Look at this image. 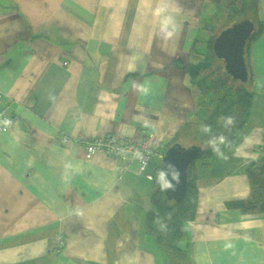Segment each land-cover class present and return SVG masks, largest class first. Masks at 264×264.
Segmentation results:
<instances>
[{
    "label": "crops",
    "instance_id": "0c3cea01",
    "mask_svg": "<svg viewBox=\"0 0 264 264\" xmlns=\"http://www.w3.org/2000/svg\"><path fill=\"white\" fill-rule=\"evenodd\" d=\"M221 1L0 0V91L12 119L0 133V264H165L146 230L160 161L88 157L83 140L151 135L164 150L203 119L188 63L212 55L203 43L218 34ZM256 15L249 122L208 165L196 162L191 264H264V213L227 205L248 197L246 170L264 160V0Z\"/></svg>",
    "mask_w": 264,
    "mask_h": 264
},
{
    "label": "trees",
    "instance_id": "16d2710c",
    "mask_svg": "<svg viewBox=\"0 0 264 264\" xmlns=\"http://www.w3.org/2000/svg\"><path fill=\"white\" fill-rule=\"evenodd\" d=\"M254 1L255 31L247 41L245 48L248 71V78L245 82L228 73L225 63L222 60L217 61L213 50H211L213 54L205 58V61L188 63L191 65L188 70L191 77L190 82L197 92L199 106L205 109V115L200 126L191 125L189 122L185 123L183 131L176 133L167 143L165 151L173 144L180 143L179 137L183 135V145L188 146L187 143L195 142L201 146L202 153L190 165L189 186L185 196L178 202L170 200L165 190L162 191L159 184L156 183V175L159 170H162V162L159 160L154 176L155 188L150 195L152 208L146 215V230L153 236L159 249L163 252L165 264H191L192 261L187 224L195 219L198 205L196 162L205 160L206 162L203 164L208 165L210 160L214 159L219 152L238 137L249 122L254 90L249 88V82L253 81V72L250 73L247 61H249L250 45L260 32V22H255L258 21L257 0ZM251 6L252 3L248 0L241 3L240 9L236 5L230 4L227 8V20L231 23L238 17L248 16V8ZM174 62L180 66L177 59ZM212 63L215 64V67L211 71L205 72L208 67L212 66ZM187 139L190 141L188 142ZM212 141L215 143H211ZM246 172L250 184L248 197L232 200L227 205L230 209H237L242 214H262L264 213V160L251 163Z\"/></svg>",
    "mask_w": 264,
    "mask_h": 264
},
{
    "label": "water",
    "instance_id": "95a60500",
    "mask_svg": "<svg viewBox=\"0 0 264 264\" xmlns=\"http://www.w3.org/2000/svg\"><path fill=\"white\" fill-rule=\"evenodd\" d=\"M231 24L215 38L213 49L215 47V55L225 61L227 72L245 82L248 78L245 48L247 41L255 31V23L253 20L245 18ZM201 153V146L197 144L185 146L179 142L165 151L161 161L162 169L168 171V165L172 164L180 173V183L176 184L175 181H172L171 171H168L167 179L175 184V190H165L170 200L178 202L185 196L189 186L190 165L201 156Z\"/></svg>",
    "mask_w": 264,
    "mask_h": 264
},
{
    "label": "built area",
    "instance_id": "2783aa9c",
    "mask_svg": "<svg viewBox=\"0 0 264 264\" xmlns=\"http://www.w3.org/2000/svg\"><path fill=\"white\" fill-rule=\"evenodd\" d=\"M65 63L68 64L67 61ZM2 98L3 94L0 91V133L7 130L12 124L9 107L2 103ZM150 137L151 135H148L134 141L131 138H120L115 135H109L105 137L86 138L83 140V143L85 153L88 157L96 154H107L124 160H137L140 166L143 167L153 159L162 161L165 155V149L159 150L150 144ZM62 243L63 239L59 236L56 249H60Z\"/></svg>",
    "mask_w": 264,
    "mask_h": 264
},
{
    "label": "rangeland",
    "instance_id": "374dc122",
    "mask_svg": "<svg viewBox=\"0 0 264 264\" xmlns=\"http://www.w3.org/2000/svg\"><path fill=\"white\" fill-rule=\"evenodd\" d=\"M251 1V3H252V6H251V8H248V13H247V15L248 16H246V18H248V19H251V20H253V18H254V14H255V8H253L255 5V1L254 0H248V2H250ZM225 2H227V3H225ZM229 2H230V0H222L221 1V7L220 8H218V10H217V12H216V14L218 13V11H219V13H218V15H216L215 16V23H218V24H220V25H218V27H217V30H216V32L218 33L216 36H215V38L220 34V32L222 31V29H223V27L224 28H226L227 26H229V25H232L231 23H230V21L229 20H225V13L227 14V19H228V12H227V6L229 5ZM225 3V4H224ZM241 3H242V1L241 2H239V6H241ZM223 4H224V7H223ZM225 12V13H224ZM241 17H238V18H236L237 20L238 19H240ZM242 19H245V18H241L240 20H242ZM236 20V21H237ZM207 27V26H206ZM199 29H201V28H199ZM219 29H221V30H219ZM215 32V33H216ZM214 38V39H215ZM213 39V40H214ZM213 43H214V41H213ZM213 43H212V41L210 42V45H209V43L207 42V44L206 43H203V47H205V49H206V51H207V49H208V51L210 52V53H212V51L211 50H213V51H215V53H216V50H215V47H214V49H213ZM212 47V48H211ZM213 54V53H212ZM215 57L216 58H218L216 55H215ZM218 60H222V59H220V58H218ZM223 61V60H222ZM223 63H225V61H223ZM215 67V64L214 63H212V66L211 67H208L206 70L207 71H205V72H209V71H211L213 68ZM202 121L203 120H201V121H199V122H195L194 123V125H201L202 124ZM190 140H188V142H189ZM190 143H194L195 144V142H189V143H187V145L189 144V145H192V144H190ZM97 155V154H96ZM93 156H95V155H93ZM92 156V157H93ZM247 174V173H246ZM61 236V238L63 239V243H62V247H60V249H56L54 252L55 253H60V252H62L63 251V249L65 248V245H66V242H65V239H64V235H60ZM184 240V239H183ZM57 244H58V239H57ZM184 244V243H183ZM185 244H187L186 243V240H185ZM59 247V246H58Z\"/></svg>",
    "mask_w": 264,
    "mask_h": 264
},
{
    "label": "clouds",
    "instance_id": "9594fccd",
    "mask_svg": "<svg viewBox=\"0 0 264 264\" xmlns=\"http://www.w3.org/2000/svg\"><path fill=\"white\" fill-rule=\"evenodd\" d=\"M164 27L165 28L167 27V21L164 22ZM205 131H207V129H205ZM211 143L214 144L215 141H212ZM167 170L171 171L172 181H175L176 184H179L180 183V173L176 169L175 165L169 164ZM168 171L163 170V169L159 170L157 175H156V178H155L156 179V183L159 184L160 189L162 191L168 190V189L175 190V184H173L172 181L167 179ZM148 179L152 180L153 177L149 176Z\"/></svg>",
    "mask_w": 264,
    "mask_h": 264
},
{
    "label": "flooded vegetation",
    "instance_id": "af4514ba",
    "mask_svg": "<svg viewBox=\"0 0 264 264\" xmlns=\"http://www.w3.org/2000/svg\"><path fill=\"white\" fill-rule=\"evenodd\" d=\"M58 240H59V239H58ZM56 247H57V246H55V248H54V250H53V251H55Z\"/></svg>",
    "mask_w": 264,
    "mask_h": 264
}]
</instances>
